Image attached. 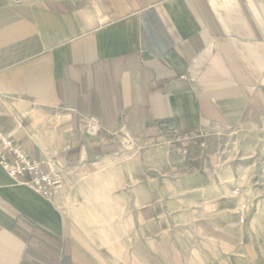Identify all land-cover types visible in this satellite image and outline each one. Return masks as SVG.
<instances>
[{
  "label": "crops",
  "instance_id": "crops-1",
  "mask_svg": "<svg viewBox=\"0 0 264 264\" xmlns=\"http://www.w3.org/2000/svg\"><path fill=\"white\" fill-rule=\"evenodd\" d=\"M257 126L264 0H0V133L62 181L0 166V264H264V193L240 223L190 138Z\"/></svg>",
  "mask_w": 264,
  "mask_h": 264
},
{
  "label": "rangeland",
  "instance_id": "rangeland-1",
  "mask_svg": "<svg viewBox=\"0 0 264 264\" xmlns=\"http://www.w3.org/2000/svg\"><path fill=\"white\" fill-rule=\"evenodd\" d=\"M199 136L210 140L207 151L211 164H208L206 168L225 171V181L235 188L236 194L240 193L239 222L241 213H244V221L256 193L259 191L260 197L264 193V127L257 126L254 129L210 127L197 131L190 138L196 141L199 140ZM124 142H129L123 151L126 156L137 158L145 154L146 151L143 149L136 151L139 145L131 138L126 137ZM162 150L164 152V148ZM51 173L59 179L58 186H60L62 181L59 174L55 172L46 174ZM101 179L102 176L98 181Z\"/></svg>",
  "mask_w": 264,
  "mask_h": 264
},
{
  "label": "built area",
  "instance_id": "built-area-1",
  "mask_svg": "<svg viewBox=\"0 0 264 264\" xmlns=\"http://www.w3.org/2000/svg\"><path fill=\"white\" fill-rule=\"evenodd\" d=\"M13 6L15 5H34L39 0H8ZM80 128L83 134L93 136L97 134L101 128L98 121L94 117H84L80 121ZM129 142L124 143L126 146ZM11 155L12 161L6 159V155ZM0 166L2 169L16 179L24 175L31 177L28 182L32 189L40 193L44 197H51L56 187L59 185V179L54 177L53 173L44 174L39 170V163L30 161L23 151L16 145L12 144L7 138L0 133ZM236 194V192H235ZM244 213L240 215V222H243Z\"/></svg>",
  "mask_w": 264,
  "mask_h": 264
}]
</instances>
